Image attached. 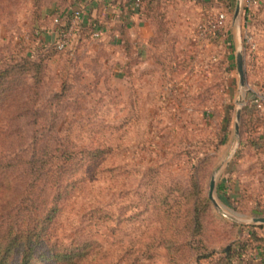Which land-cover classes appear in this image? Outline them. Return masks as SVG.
I'll use <instances>...</instances> for the list:
<instances>
[{"label": "rangeland", "instance_id": "1", "mask_svg": "<svg viewBox=\"0 0 264 264\" xmlns=\"http://www.w3.org/2000/svg\"><path fill=\"white\" fill-rule=\"evenodd\" d=\"M61 1L0 0V156L37 141L79 182L56 242L82 264H264V0H150L119 41Z\"/></svg>", "mask_w": 264, "mask_h": 264}, {"label": "trees", "instance_id": "2", "mask_svg": "<svg viewBox=\"0 0 264 264\" xmlns=\"http://www.w3.org/2000/svg\"><path fill=\"white\" fill-rule=\"evenodd\" d=\"M77 1L60 2L59 6L66 10L68 21L73 16L71 10L76 7ZM148 1L102 0L104 8L113 16L111 22H114V29L120 34L119 40L128 36L129 28L125 22L118 23L116 16L124 12L128 3L134 12H140L141 6ZM100 29H103L102 24L91 22L79 33ZM12 69V66L8 68L10 71ZM4 96L8 100V110L14 111L15 97L11 93ZM6 142L0 141V147ZM8 142V148L17 143L16 140ZM23 144L25 147L19 155L0 156V264H82L86 249L84 243L72 242L65 247L54 239L55 225L64 213L63 203L68 192L74 191L79 183L76 180L73 182V172L59 166L67 163V157L57 158L43 153L37 141L31 142L29 149L27 143ZM22 145L19 147L22 148ZM96 160V157H91L86 164ZM7 194L11 195L9 199L4 197ZM227 254H224L225 259Z\"/></svg>", "mask_w": 264, "mask_h": 264}, {"label": "crops", "instance_id": "3", "mask_svg": "<svg viewBox=\"0 0 264 264\" xmlns=\"http://www.w3.org/2000/svg\"><path fill=\"white\" fill-rule=\"evenodd\" d=\"M89 1L88 0H78L76 3V7L71 10L72 14L74 11H76L79 8H82L83 10V15L79 22V30L81 28L86 29L91 22H97L99 24H102L103 29L106 30L107 28V34L109 35L110 39L119 41L120 34L118 33V31L115 30L116 26L114 25V22H111L113 21L112 20L113 16H111V14L108 13V11L104 8L102 0H92L91 3H89ZM128 4L127 5L125 4L126 7H125L124 12L121 13L119 16H116L117 18L116 20L118 23L119 22L122 23L125 21L123 19L119 20V17L124 18L125 16H128V20H126L128 28L129 29L130 27L137 28L139 26V23L141 22V19L139 17L138 12H134L130 10L129 8L130 6ZM131 20H133V23H130ZM107 34L104 33L103 36H106Z\"/></svg>", "mask_w": 264, "mask_h": 264}, {"label": "water", "instance_id": "4", "mask_svg": "<svg viewBox=\"0 0 264 264\" xmlns=\"http://www.w3.org/2000/svg\"><path fill=\"white\" fill-rule=\"evenodd\" d=\"M236 65H237L238 76L240 79V85L243 86V83H244L243 60H242V56L239 50L236 53ZM214 192H215V179L213 178L210 184V188H209V199L211 200V202L216 208L220 209V207L218 206V204L216 203L214 199ZM250 224L251 225H263L264 219H252Z\"/></svg>", "mask_w": 264, "mask_h": 264}, {"label": "built area", "instance_id": "5", "mask_svg": "<svg viewBox=\"0 0 264 264\" xmlns=\"http://www.w3.org/2000/svg\"><path fill=\"white\" fill-rule=\"evenodd\" d=\"M136 8L138 7L137 5L135 6ZM82 15H83V10L82 8H79L77 9L76 11L73 12V16H72V19L73 21H76L78 24L77 25H72L71 27H69L70 29H73V30H76L77 32H79V22L82 18ZM223 16H220V20L222 19ZM102 29L98 30V31H94L92 32L91 36L95 39H98V38H101L102 37ZM55 47L58 49V50H62L64 49L63 47H65V42H57ZM258 102V101H256Z\"/></svg>", "mask_w": 264, "mask_h": 264}]
</instances>
